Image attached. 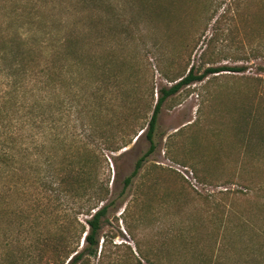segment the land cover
Masks as SVG:
<instances>
[{
  "label": "rangeland",
  "instance_id": "1",
  "mask_svg": "<svg viewBox=\"0 0 264 264\" xmlns=\"http://www.w3.org/2000/svg\"><path fill=\"white\" fill-rule=\"evenodd\" d=\"M0 20L30 44L73 35L65 112L59 84L53 94L54 148L60 155L65 139L95 157L84 169L114 201L90 264H264V0H0ZM192 65L242 70L208 75L164 101L155 150L121 194L149 147L144 135L135 141L134 126L146 125L158 90ZM78 81L82 120L73 113ZM110 141L121 148L110 151ZM177 165L192 170L199 190ZM65 213L52 219L80 251ZM75 217L86 232L88 217Z\"/></svg>",
  "mask_w": 264,
  "mask_h": 264
},
{
  "label": "trees",
  "instance_id": "2",
  "mask_svg": "<svg viewBox=\"0 0 264 264\" xmlns=\"http://www.w3.org/2000/svg\"><path fill=\"white\" fill-rule=\"evenodd\" d=\"M4 24L5 21L0 20V264H90V258L97 255L102 219L114 201H107L108 188L98 180L97 172L84 169L95 164V157L79 153L78 147H74L75 151L67 149L65 139L59 142L60 155L54 148L53 136L57 129L53 94L59 84L64 96L60 111L65 112L67 66H70V55L75 58L73 35L65 33L57 44H30L21 33L13 36ZM76 61L83 62L79 56ZM241 70L217 66L196 73L192 65L183 76L173 80L171 86L158 90L148 122L134 126H141L135 141L144 135L149 147L124 178L121 194L155 150L153 137L164 101L208 75ZM74 85L77 91L73 113L75 119L82 120L83 82ZM142 119L137 114V120ZM108 146L112 152L121 148L112 141ZM63 207H67L65 217L73 216V240L76 234L77 242L82 238L84 247L80 251L72 249L70 240L60 232L61 218L52 219ZM80 213L88 217L86 232L84 225L74 219ZM7 216L12 221L5 227ZM45 221L47 224L41 227V222Z\"/></svg>",
  "mask_w": 264,
  "mask_h": 264
},
{
  "label": "built area",
  "instance_id": "3",
  "mask_svg": "<svg viewBox=\"0 0 264 264\" xmlns=\"http://www.w3.org/2000/svg\"><path fill=\"white\" fill-rule=\"evenodd\" d=\"M174 169L180 173L182 175V177L188 182L191 184V186L193 188H195L196 190H199L200 188V185L199 183L197 182L193 172L191 169H189L188 167H185V166H180V165H177L176 167H174Z\"/></svg>",
  "mask_w": 264,
  "mask_h": 264
}]
</instances>
